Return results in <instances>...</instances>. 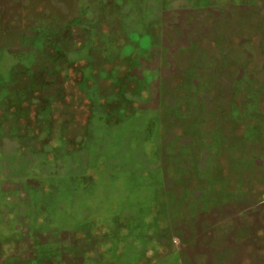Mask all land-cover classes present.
I'll return each mask as SVG.
<instances>
[{
    "label": "rangeland",
    "instance_id": "rangeland-1",
    "mask_svg": "<svg viewBox=\"0 0 264 264\" xmlns=\"http://www.w3.org/2000/svg\"><path fill=\"white\" fill-rule=\"evenodd\" d=\"M0 264H264V0H0Z\"/></svg>",
    "mask_w": 264,
    "mask_h": 264
}]
</instances>
